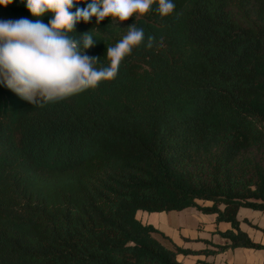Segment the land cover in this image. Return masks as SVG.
I'll return each mask as SVG.
<instances>
[{
  "label": "trees",
  "instance_id": "trees-1",
  "mask_svg": "<svg viewBox=\"0 0 264 264\" xmlns=\"http://www.w3.org/2000/svg\"><path fill=\"white\" fill-rule=\"evenodd\" d=\"M173 3L76 25L97 67L133 23L156 38L95 89L40 107L0 84V264H183L198 252L137 213L188 208L231 225L200 253L264 250L238 219L264 212V0ZM22 17L21 0L0 5Z\"/></svg>",
  "mask_w": 264,
  "mask_h": 264
},
{
  "label": "clouds",
  "instance_id": "clouds-1",
  "mask_svg": "<svg viewBox=\"0 0 264 264\" xmlns=\"http://www.w3.org/2000/svg\"><path fill=\"white\" fill-rule=\"evenodd\" d=\"M34 19L0 20V84L34 106L43 107L97 88L114 80L120 65L142 44L153 48L156 38L134 23L113 46L106 48L107 63L86 52L97 40L91 31L77 36L76 25L99 24L107 17L118 23L153 11L160 17L173 13V0H21ZM85 7H77L80 3ZM13 0H0L7 6ZM75 9V11H73ZM50 15L47 23L43 17ZM77 34V33H76Z\"/></svg>",
  "mask_w": 264,
  "mask_h": 264
},
{
  "label": "crops",
  "instance_id": "crops-1",
  "mask_svg": "<svg viewBox=\"0 0 264 264\" xmlns=\"http://www.w3.org/2000/svg\"><path fill=\"white\" fill-rule=\"evenodd\" d=\"M198 203L205 206L211 205V202L198 201ZM137 218L144 224L155 226L178 246L198 252L179 255L178 261L183 264H264V250L237 248L218 254L200 253L205 250H216L212 244L226 243V239L216 231L225 232L231 228V225L226 222L217 224L216 215H208L195 208H188L180 212L151 214L139 211ZM238 219L241 230L246 232L254 242L264 245V212L241 208Z\"/></svg>",
  "mask_w": 264,
  "mask_h": 264
},
{
  "label": "rangeland",
  "instance_id": "rangeland-1",
  "mask_svg": "<svg viewBox=\"0 0 264 264\" xmlns=\"http://www.w3.org/2000/svg\"><path fill=\"white\" fill-rule=\"evenodd\" d=\"M145 213H147V214H151V213H149V212H145Z\"/></svg>",
  "mask_w": 264,
  "mask_h": 264
}]
</instances>
